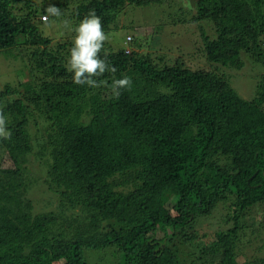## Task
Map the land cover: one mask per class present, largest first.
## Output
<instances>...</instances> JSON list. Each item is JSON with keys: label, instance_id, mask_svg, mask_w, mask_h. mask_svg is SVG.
<instances>
[{"label": "trees", "instance_id": "1", "mask_svg": "<svg viewBox=\"0 0 264 264\" xmlns=\"http://www.w3.org/2000/svg\"><path fill=\"white\" fill-rule=\"evenodd\" d=\"M35 1L0 0V52L16 50L24 78L0 86L12 133L0 138V264H91L86 250L111 246L122 252L116 264H184L185 248L189 258L198 254L189 264H264L240 263L237 246L246 233L260 237L256 223L264 233V221L247 220L253 211L264 216V0H192L191 10L183 0ZM162 2L164 20L149 31L142 17L137 36L113 44L128 7ZM50 4L62 10L50 17L56 22L78 27L90 10L101 17V56L117 69L97 78L106 85L72 82L73 39L44 34ZM184 24L200 30L195 67L157 54L154 37ZM246 59L254 72L248 98L233 85ZM123 76L132 86L117 99L110 86ZM41 124L37 180L26 170L31 130ZM28 179L40 185L34 191L46 210L27 197ZM219 206L226 228L200 247L194 224Z\"/></svg>", "mask_w": 264, "mask_h": 264}, {"label": "rangeland", "instance_id": "2", "mask_svg": "<svg viewBox=\"0 0 264 264\" xmlns=\"http://www.w3.org/2000/svg\"><path fill=\"white\" fill-rule=\"evenodd\" d=\"M42 0H36L35 4L40 3ZM182 1V0H181ZM184 2V0H183ZM192 3V0H190ZM40 4H38V7ZM166 5L162 4H153L149 5L147 7H137L131 9L128 7L124 12V15L120 16L119 22H124V28H120L114 35L113 44L116 46H122L124 44L125 37L134 35L137 36L139 34V29L136 28V25H141L139 23H143L144 20H142V17H146L147 20L145 23L147 29L150 31L153 26L152 23L159 22V15L162 16V19L164 20V16H166L167 11L169 9H165ZM174 10H171L172 12ZM145 15V16H143ZM41 19V18H40ZM42 20V19H41ZM43 21V20H42ZM73 21H67L65 22L60 21L51 24L46 25L45 27V35H48L54 39V41H58L61 39H73L76 35L75 29L77 26H75ZM72 25L70 26V24ZM204 33L210 31V25L206 24L204 25ZM200 30L196 24H184V25H177V26H169L167 25L163 31H161L159 34H157L154 38H158V45L161 46L160 48L156 49L157 54H163L166 56L167 59H173L177 56H182L183 59L190 64L192 67H195L196 65L200 64L202 62V56L200 57V52L198 49H195V46L200 48L202 41L201 36L199 35ZM130 34V35H128ZM127 35V36H126ZM131 37V36H130ZM154 45V44H153ZM185 46V47H184ZM20 60L17 58V52L14 49L2 51L0 52V86L10 85L14 86L20 83L24 80L22 74L19 70ZM251 65L248 59H246V65L244 66V69L242 71V74L239 75L238 79L233 82L234 87L238 90V92L248 98L251 94L249 93L250 87H252L251 83L253 84L254 81L250 79V76L254 74V72L250 71ZM252 91V90H251ZM41 126V127H40ZM45 126L43 124L38 125V129L32 128L31 135L33 137V142L35 144L33 153H31L30 160L32 164L30 165L31 170L27 171V175L29 177H33L38 180L39 174L35 172V168H37L39 165L42 164L44 159H41L39 162L36 157V153L38 152V147H36V144H42V140L45 138L44 133ZM7 166V165H5ZM30 183V189L27 194V197L33 201L35 205V209L37 211L41 212L46 210L45 208H39L40 203L38 204V196L36 195L34 189L37 186H40L36 182H32L31 180H27ZM46 188V187H42ZM55 202L53 203V206H55ZM48 209V208H47ZM77 211V210H75ZM258 213H255L254 211L248 215L247 220L250 221L251 224H254V222L258 220L264 221V216L261 215L260 211H257ZM66 215H69L66 213ZM224 215L223 209H221V206H219L213 215L208 217L206 220H200L197 223L194 224V231L197 233V240H198V246L202 247L204 245H209L213 239H214V233L216 231L222 230L226 228L224 224L221 223V218ZM256 228H258V233H260V237L258 238L255 234H248L246 233L245 238L242 242H238L237 246H240L243 244L244 246V254H242V257L240 259V263L242 262H251L254 260L255 257H262L264 258V249L262 253H257V248L264 242V233H262L259 230V226H257V223L255 224ZM263 227L264 231V223L261 225ZM249 232V231H247ZM252 240V242L249 244L248 241ZM178 243V241H177ZM180 247V246H179ZM114 246H111L108 249H89L86 250L87 254V261L89 262V253H93V258L90 260L91 264H116V262H119L122 259V252L119 249L114 250ZM183 248H181L182 252ZM115 251V252H114ZM186 252L185 255H183V252L181 253L182 262L184 264H189L191 260H195L198 257V254L195 253L192 255V257H188V249H184ZM121 252V253H120Z\"/></svg>", "mask_w": 264, "mask_h": 264}, {"label": "clouds", "instance_id": "3", "mask_svg": "<svg viewBox=\"0 0 264 264\" xmlns=\"http://www.w3.org/2000/svg\"><path fill=\"white\" fill-rule=\"evenodd\" d=\"M183 6L189 10L193 5L190 0H184ZM46 14L43 20L46 25L55 23L50 17H60L62 10L55 6L49 5L45 10ZM67 21H65V24ZM76 35L73 40V46L70 49L67 60V69L72 73V82L76 85H87L90 88H99L107 84L105 80L97 78L103 76L106 72L115 73L117 69L110 64L107 57L101 56L104 50L105 42L108 35L105 33L101 17L96 15L94 10L90 12L80 21L75 29ZM132 80L128 76L120 79H113L111 84L112 95L119 98L121 89H130ZM11 131L8 129V121L0 108V138L10 139Z\"/></svg>", "mask_w": 264, "mask_h": 264}, {"label": "built area", "instance_id": "4", "mask_svg": "<svg viewBox=\"0 0 264 264\" xmlns=\"http://www.w3.org/2000/svg\"><path fill=\"white\" fill-rule=\"evenodd\" d=\"M44 16V15H43ZM43 16L41 17V19L43 20ZM44 21V20H43Z\"/></svg>", "mask_w": 264, "mask_h": 264}]
</instances>
